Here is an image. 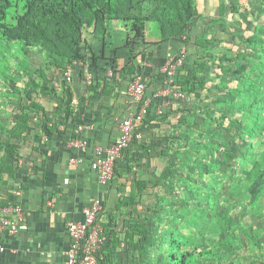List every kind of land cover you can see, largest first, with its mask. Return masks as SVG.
<instances>
[{"label":"trees","instance_id":"trees-1","mask_svg":"<svg viewBox=\"0 0 264 264\" xmlns=\"http://www.w3.org/2000/svg\"><path fill=\"white\" fill-rule=\"evenodd\" d=\"M228 3L234 20H242L241 10L232 7L234 0H219L214 28L206 34L197 0H0V64L12 70L11 53L15 62L25 64L12 71L20 77L30 75L23 90L13 80L15 74L7 81L14 84L11 90L19 94L22 111L12 126L4 123L0 128V205H6L3 187L8 175L15 173L20 141L38 128L54 134L60 123L79 121L84 112L86 98L75 112L69 84L61 91L52 88L56 71L63 72L75 61L89 63L95 73L89 87L93 92L106 89L109 69L130 79L140 71L137 60L144 54L142 45L153 44L147 42V25L157 22L156 44L173 43L176 58L184 56L173 85L193 104H178L174 110L151 116L171 125L158 146L166 165L158 175L146 172V177H136L128 192L115 199L116 211L124 209L120 214L124 237L113 235L112 229L119 226L116 220L112 219L114 227L104 225L108 239L101 264H111L124 241L136 264H236L241 254L264 264V223L249 221L247 216L254 213L264 221V25H250L251 34L240 36L246 47L238 53L221 49L218 45L234 43L222 36L221 24L231 12ZM255 16L251 13L248 18ZM112 21H123L128 32L122 46L107 52ZM90 37L102 41L99 53ZM121 47L128 50L122 67ZM33 55L44 59L35 68L29 65ZM217 63L221 80L212 83L209 68ZM38 73L41 82L36 80ZM0 74L9 76L6 70ZM166 76L159 71L153 78L163 82ZM144 80L148 96V87L155 82ZM233 81L235 85L230 84ZM215 88L225 89V94L212 95ZM25 93L27 103L21 101ZM43 94L53 97V112L40 101ZM173 113H179L175 123L168 120ZM120 162L116 161L108 190L116 175H122ZM150 196L152 200L143 201Z\"/></svg>","mask_w":264,"mask_h":264},{"label":"crops","instance_id":"crops-1","mask_svg":"<svg viewBox=\"0 0 264 264\" xmlns=\"http://www.w3.org/2000/svg\"><path fill=\"white\" fill-rule=\"evenodd\" d=\"M159 39L160 37L149 39L154 42L144 50L145 62L141 67L147 83L152 79L155 82L148 87L152 102L150 113L141 126L143 138L141 143L132 144L126 155L119 159L122 175H116L109 190L107 189L109 196L100 214L103 225L114 227L112 219L117 216L115 199L128 192L136 177L148 172V165L145 166L146 157L153 156L150 158L153 166L162 159L159 154H151L154 150H159L161 139L164 141L171 125L151 116H159L156 108L161 104L159 98H164L162 92L167 86L153 76L159 71L163 72L162 68L169 54H174L177 46L173 43L156 44ZM122 62L120 60V64L124 65ZM55 75L58 77L60 74L56 71ZM106 76L111 78L106 89L104 86L99 87L95 92L88 91L85 96L86 103L83 105L85 109L82 115L90 125L84 132V137L89 140L86 148L77 151L68 146L70 137L76 130L77 121H69L67 125L60 123L54 134H47L38 128L29 134L26 140L20 141L21 163H16L15 173L10 177L8 175L9 181L3 187L2 195L6 205L20 203L25 211V218L17 233L3 235L6 251L0 256V264H65L66 250L70 243L67 222L82 220L83 207L90 204L94 198L104 196L105 190L100 186L98 175L91 164L96 158L95 147L98 144L107 145L118 136L119 119L127 113L129 83L126 76L115 74L111 69L107 71ZM48 97L49 95H40V101L53 112L55 103H52V96ZM173 97L171 96L169 104L163 110H174L178 104L184 107L193 104L188 97L185 101ZM178 116L179 113H173L168 120L175 123ZM75 153L84 157L82 163L70 164L69 160ZM156 166L160 165H155V170ZM18 189L22 191L20 195L16 194ZM117 222L119 226L112 229L113 235L122 238L121 217ZM127 250L126 244L119 245L111 264H136Z\"/></svg>","mask_w":264,"mask_h":264},{"label":"built area","instance_id":"built-area-1","mask_svg":"<svg viewBox=\"0 0 264 264\" xmlns=\"http://www.w3.org/2000/svg\"><path fill=\"white\" fill-rule=\"evenodd\" d=\"M143 55H140L137 60L140 71H137L133 76L131 75L127 85V113L119 119L118 136L107 145L98 144L95 147L96 158L92 161L91 167L97 173L98 182L105 191H107V186L115 175L116 161L123 156V151L128 149L135 140L143 138L141 126L149 115V107L152 102L150 95L147 96L146 94L147 85L141 71L145 62ZM183 59L184 56L177 59L175 54L170 53L162 68L163 72L167 74L163 81L167 87L162 92L164 96L162 103L156 108L158 115L163 113V108L169 104L171 96L178 100L186 99V94L173 85L177 67L182 64ZM59 74L58 77L52 78V88L61 91L65 83L69 84L72 87L71 105L75 112L80 111L81 99L85 98L89 91L88 88L93 84L95 73L91 71L89 63L75 61L68 64L64 71ZM37 120L38 116H34V122ZM89 128L90 125L85 117L80 116L68 146L77 151L86 148L89 140L84 137V132ZM19 159H17L18 164L21 163ZM83 161L84 157L76 153L69 160L70 164H78ZM21 193L20 189L16 190V194L20 195ZM102 208L103 197L98 196L90 204L83 207L84 218L82 220L67 222L70 243L66 250L65 264H101L108 239L99 217ZM24 218L25 211L20 203L0 205V256L6 251V246L2 240L3 235L17 233Z\"/></svg>","mask_w":264,"mask_h":264},{"label":"rangeland","instance_id":"rangeland-1","mask_svg":"<svg viewBox=\"0 0 264 264\" xmlns=\"http://www.w3.org/2000/svg\"><path fill=\"white\" fill-rule=\"evenodd\" d=\"M197 1H198L199 11L204 14V22H205V24H207V26L203 27V28H204L206 34H210V32L214 28L213 27L214 16H215V14L216 15L218 14V12L215 11V9L217 7L219 0H197ZM234 3H235V5L232 7L238 8L241 10V13L239 14V16L241 15L242 20L241 21L240 20H234V18H233V15H234L233 10L234 9L231 10V4L228 3L227 8L229 10H231V12H229L227 18L221 24V26L223 28L222 29L223 30L222 36L225 37V40H227V41L232 40V41H234V43L233 44L230 43V44L218 45V46H220L221 49H223V50L226 49V50H231L234 53H236V52L238 53L239 50H242L246 47V44L241 41L240 36H248L249 34H251L252 28L250 27V25H254L256 27H258L260 25H264V0H234ZM251 13H254L256 16L254 18H248V15H250ZM256 27H255V29H256ZM127 32H128V27L125 26L123 21H112L110 23V33L111 34L108 37V41H107L108 45L106 47V51L110 52L113 48H116L118 46H122L125 42ZM146 36H147V42L148 43L154 42V41H150L149 39H155V38L160 37V29H159V25L157 22L148 23L147 30H146ZM212 36L214 38L215 36H218V35H215V36L212 35ZM90 42H91L92 46L94 48H96L95 51L97 53H99L100 48L102 47V41L96 40V39H93L90 37ZM149 46H150V44L149 45H142V48H144V50H145V49L149 48ZM174 54H176V53H174ZM174 54L172 53V55H174ZM8 55L12 60L13 69H15V67L17 68V67H21V66L25 65L24 63H21L19 61L15 62L14 56L11 53H8ZM118 56H119V59L123 61L122 63H126V59L128 57V50L125 47L119 48L118 49ZM41 62H44V59L40 56L33 55L29 59V65L33 66V68H35V66L38 67ZM122 65L123 64H120V66H122ZM209 69H211L210 70L211 82L212 83H218L221 80V78H220L221 77V75H220L221 69H219L218 63L217 64H211V67ZM1 70H6V74H9V76H5V75L0 74V128H1L2 124H4V123L8 124L9 127L12 126L16 121L17 114L21 113V111H22V107H21L22 105L19 104V103H21V102H19V94L12 92L11 89H13L12 85H14V84L11 82L8 83L7 82L8 79H12L11 75L15 74V77L13 80L16 83H18V86L21 88V90H23L24 87L26 86V84L29 82V76H30V75H27L25 73L24 76L20 77V76H18L17 73L13 72L11 69L5 68L4 63L0 64V71ZM39 73L36 74V77L38 76L36 78V80L38 82H41L42 76ZM208 74H209V70H208ZM16 76H18V77H16ZM212 78H213V80H212ZM230 84L235 85L236 81H233ZM225 91H226L225 89L215 88L212 95L217 97V96H220ZM8 94L10 96H7ZM21 101L23 103H27L29 101L28 97H27V93L23 94ZM5 137H7V136L3 135V138H5ZM20 145H21V143L19 144V146ZM154 151L156 152V150H154ZM154 151L151 155H158L160 153L159 150L156 153H154ZM150 158H153V156H147L146 157L147 161H146L145 166L148 165V167L146 168V171H148L150 173V175L160 174V172L163 170V168L166 165L165 160L161 159L159 161V163L158 162L155 163V165H157V164L160 165L159 167L156 166V170H155L154 169L155 165L153 166L151 164ZM161 166H163V167H161ZM226 185H227V182H226ZM224 187H222L220 189V191L224 190L225 189ZM152 199H153V196H150L147 198L144 197L143 201L148 202ZM142 205L143 204L140 205V208H142ZM122 212H124V209L117 210V216L114 217V220H116V221L119 220L120 214ZM140 212H142V210H140ZM247 216H248L249 221H256L259 224L264 223L262 218H260V216H258L257 214H254V213L251 214L250 213ZM121 227H122V231H123L122 236L124 237V227L122 225H121ZM205 234H208L209 236H211L209 231H206ZM126 242L127 241H124L123 243L127 244ZM209 243L210 242H208L207 244H209ZM234 254L236 255L237 253H233V255ZM230 257H232V256H229V258ZM235 262H230V264H233ZM236 264H258V262L256 260H252L250 257L246 256L245 254H241L240 259L237 260Z\"/></svg>","mask_w":264,"mask_h":264}]
</instances>
